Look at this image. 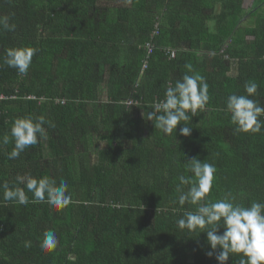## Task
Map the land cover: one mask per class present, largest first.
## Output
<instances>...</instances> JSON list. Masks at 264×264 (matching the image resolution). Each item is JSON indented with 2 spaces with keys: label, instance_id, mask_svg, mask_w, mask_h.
<instances>
[{
  "label": "trees",
  "instance_id": "trees-1",
  "mask_svg": "<svg viewBox=\"0 0 264 264\" xmlns=\"http://www.w3.org/2000/svg\"><path fill=\"white\" fill-rule=\"evenodd\" d=\"M0 16L16 25L0 28V264H218L206 233L176 224L194 210L178 177L199 158L216 167L211 199L264 203V129L238 133L225 111L249 81L264 105V0H0ZM9 47L37 50L26 75L3 64ZM185 74L209 101L182 122L190 136L165 135L144 113ZM27 116L47 139L8 159L3 137ZM18 175L66 181L71 203L32 202ZM5 182L29 203L4 200Z\"/></svg>",
  "mask_w": 264,
  "mask_h": 264
},
{
  "label": "clouds",
  "instance_id": "clouds-1",
  "mask_svg": "<svg viewBox=\"0 0 264 264\" xmlns=\"http://www.w3.org/2000/svg\"><path fill=\"white\" fill-rule=\"evenodd\" d=\"M9 20L8 16H0V28L15 31L16 25L10 24ZM36 51L32 47H9L5 49L3 64L16 69L20 75H26ZM258 89L255 81L246 82L244 94H231L226 100V114H230L231 123L238 133L259 134L264 129V119H261L264 117V105L252 98L258 94ZM208 101V84L204 78L199 74H185L174 86L169 84L166 87L164 99L154 103L152 110L144 113V116L165 135L176 133L178 125L183 124L180 135L188 137L191 127L182 122L190 119L189 114L195 117L198 111L204 110ZM46 123L49 122L44 116H38L35 120L31 116L16 118L10 134L6 133L2 140L4 145L10 142V138L14 142L8 159H16L29 147L46 140ZM184 169L185 173L191 175L181 174L178 177L177 202L181 207L186 203L194 206V210L185 211L176 221L178 228L206 233L210 246L206 254L210 258L215 256L218 264H227L232 255L239 257V264H264V203L253 201L245 206L236 202V198L230 194L213 200L209 194L213 189L215 165L195 158L184 164ZM16 181L32 192V202L46 201L56 209H63L71 203L66 181L62 180L57 186L55 180L47 177L36 179L30 175H18ZM183 186H188L186 191ZM3 189L4 200L20 205L29 203L24 188L10 189L8 182H5ZM220 228H223L222 234ZM57 243L56 233L45 231L40 247L47 252L54 250Z\"/></svg>",
  "mask_w": 264,
  "mask_h": 264
},
{
  "label": "built area",
  "instance_id": "built-area-1",
  "mask_svg": "<svg viewBox=\"0 0 264 264\" xmlns=\"http://www.w3.org/2000/svg\"><path fill=\"white\" fill-rule=\"evenodd\" d=\"M147 47H148V54L151 55L153 49L150 47V45H147ZM175 56H176V53L174 51H172L170 54V57L175 58ZM144 69H146V66L144 67Z\"/></svg>",
  "mask_w": 264,
  "mask_h": 264
},
{
  "label": "crops",
  "instance_id": "crops-1",
  "mask_svg": "<svg viewBox=\"0 0 264 264\" xmlns=\"http://www.w3.org/2000/svg\"><path fill=\"white\" fill-rule=\"evenodd\" d=\"M172 51H173V50H172ZM172 51H170V54H171ZM174 52H175V51H174ZM175 53H176V52H175ZM170 58H171V57H170ZM104 102H105V101H104Z\"/></svg>",
  "mask_w": 264,
  "mask_h": 264
}]
</instances>
